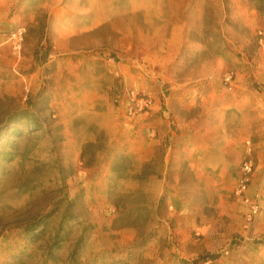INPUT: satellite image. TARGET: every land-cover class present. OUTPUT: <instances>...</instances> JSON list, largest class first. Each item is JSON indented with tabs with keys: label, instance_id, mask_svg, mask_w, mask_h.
I'll return each mask as SVG.
<instances>
[{
	"label": "rangeland",
	"instance_id": "rangeland-1",
	"mask_svg": "<svg viewBox=\"0 0 264 264\" xmlns=\"http://www.w3.org/2000/svg\"><path fill=\"white\" fill-rule=\"evenodd\" d=\"M260 31L264 0H0V264H201L227 246L225 264H264ZM133 89L152 99L136 114Z\"/></svg>",
	"mask_w": 264,
	"mask_h": 264
},
{
	"label": "built area",
	"instance_id": "built-area-1",
	"mask_svg": "<svg viewBox=\"0 0 264 264\" xmlns=\"http://www.w3.org/2000/svg\"><path fill=\"white\" fill-rule=\"evenodd\" d=\"M261 42L264 43V32L260 31ZM232 73H226L225 83L229 88H232ZM130 104L129 113L136 114L148 109L152 104L150 96L140 93L137 90H131L129 93ZM255 158L252 153L251 140L246 141V155L242 161L240 175L236 186L234 187V195L242 199L246 210L244 213L243 227L246 232H250L256 226L257 217L262 208V196L260 192L252 193L250 191L254 173L256 171ZM231 247L227 246L217 254L203 259L201 264H225V259L231 254Z\"/></svg>",
	"mask_w": 264,
	"mask_h": 264
}]
</instances>
